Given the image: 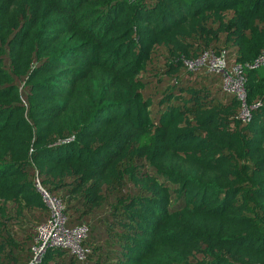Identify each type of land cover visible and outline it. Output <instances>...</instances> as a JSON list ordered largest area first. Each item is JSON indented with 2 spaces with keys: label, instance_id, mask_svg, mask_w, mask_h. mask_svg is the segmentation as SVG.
I'll list each match as a JSON object with an SVG mask.
<instances>
[{
  "label": "trees",
  "instance_id": "16d2710c",
  "mask_svg": "<svg viewBox=\"0 0 264 264\" xmlns=\"http://www.w3.org/2000/svg\"><path fill=\"white\" fill-rule=\"evenodd\" d=\"M205 50L252 62L264 0H0V264L30 262L40 189L87 230L36 264H264V67L243 120Z\"/></svg>",
  "mask_w": 264,
  "mask_h": 264
},
{
  "label": "built area",
  "instance_id": "2783aa9c",
  "mask_svg": "<svg viewBox=\"0 0 264 264\" xmlns=\"http://www.w3.org/2000/svg\"><path fill=\"white\" fill-rule=\"evenodd\" d=\"M185 65L190 71L204 70L208 73L220 75L222 88L234 94L242 103L240 117L243 120L249 117L248 107L245 103L246 90L242 70L244 67L248 69L264 67V50L252 62L246 63L244 66L236 64L228 67L224 51L216 53L208 50L203 51L194 60L185 61ZM40 191L49 210V217L37 227L36 243L32 247L33 256L28 264H36L46 247L52 244L66 247L71 253L82 257L84 250L81 241L86 237V227L80 225L68 228L61 201L41 189Z\"/></svg>",
  "mask_w": 264,
  "mask_h": 264
},
{
  "label": "rangeland",
  "instance_id": "374dc122",
  "mask_svg": "<svg viewBox=\"0 0 264 264\" xmlns=\"http://www.w3.org/2000/svg\"><path fill=\"white\" fill-rule=\"evenodd\" d=\"M204 71V70H203ZM264 70H261V72H263Z\"/></svg>",
  "mask_w": 264,
  "mask_h": 264
}]
</instances>
